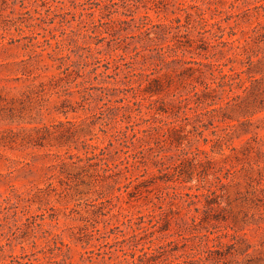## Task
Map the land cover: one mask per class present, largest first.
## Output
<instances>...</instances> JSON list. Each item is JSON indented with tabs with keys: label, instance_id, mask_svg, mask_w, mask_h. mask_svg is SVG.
Returning <instances> with one entry per match:
<instances>
[{
	"label": "rangeland",
	"instance_id": "obj_1",
	"mask_svg": "<svg viewBox=\"0 0 264 264\" xmlns=\"http://www.w3.org/2000/svg\"><path fill=\"white\" fill-rule=\"evenodd\" d=\"M83 1L0 0V264H131L159 246L180 262L210 232L225 253L212 264H264V0H97L98 30L74 20ZM91 54L111 69L94 74ZM64 55L82 77L58 78ZM105 103L172 131L144 143L163 164L144 158L131 195L76 157L108 143Z\"/></svg>",
	"mask_w": 264,
	"mask_h": 264
},
{
	"label": "trees",
	"instance_id": "obj_2",
	"mask_svg": "<svg viewBox=\"0 0 264 264\" xmlns=\"http://www.w3.org/2000/svg\"><path fill=\"white\" fill-rule=\"evenodd\" d=\"M75 8H79L80 11H78L74 15V20H76L80 26L87 28L86 30H88L90 26L95 28L96 30L99 29L98 27L103 26L104 24L102 22L103 20L102 18H104L103 16L99 18L97 21H95L94 19L85 20L86 15L92 16L98 11L101 12L103 11L102 5L101 3H99V1L84 0L83 2L77 3L75 5ZM104 9H106V6L104 7ZM199 18H200L199 22L201 23V25L203 24L204 26H213L214 23H217V22H211V20L206 16L205 10L202 7L200 8ZM108 23L111 24L115 22L114 20L109 18ZM71 33L74 32L72 31ZM102 35L103 34L100 33L99 36H95V38H99ZM104 38L105 37H101V39ZM95 44H98V42ZM89 49L92 52V48L90 47ZM91 57L93 59L92 62L84 61V60L83 62L85 63V65H87L88 63L95 64L94 68L92 69L93 70L92 72L94 74H97V76L106 74L111 69V67H109L110 65L109 62H106L105 65L101 64L106 60H101V58H99L94 54H91ZM51 58L54 59L55 61H59V64L57 65V69L60 71L58 75L59 79L61 74H67L66 75L67 77L69 75H72V73L74 72L77 75V77H82L79 71H75L72 69L74 66V62L69 61L70 57L68 55L58 57L57 59H55V57L53 56H51ZM163 61L168 68L171 65V63L174 62V61H168L166 59ZM101 68H104L103 71L98 73V70ZM156 70L158 69H154V71ZM131 75L136 76V73H132ZM54 78L55 77H53V79ZM223 79H226L225 75H223ZM150 83H152V85L155 86L156 89L154 90L156 91L159 90L161 86L160 79L158 78L153 79ZM105 89L106 90L108 89V91H110V88L108 87H105ZM112 96L114 95L110 93H104V95H102V98L107 99L108 102H111L112 98L110 97ZM89 97H93V96L89 95ZM81 100L83 102L84 101L86 102L89 100V98L86 95H82ZM176 101L179 104H182L183 102L188 101V98H183L181 96L177 98ZM116 102L121 103L122 99ZM134 104L137 106L140 105L141 102L137 100L134 102ZM104 105L107 106V103H105ZM123 108L125 112L120 113L121 109ZM149 109L150 111L152 110L150 106ZM117 111L118 113H116ZM98 112L99 114H101V117H98V119L103 120L101 131H103L105 134H109L108 143L101 146L99 144H92V143H88L87 141H84L82 145V149L85 150L84 153L85 157L81 159L80 156H76V157L79 158V161L85 160L87 162L85 168L88 167L94 169L95 171L94 176L97 178L96 180L99 183L103 182L109 187L117 186V189L119 191L125 189V192L128 195H131L133 193V189L135 188L133 187L134 185L132 184L135 181L139 180L140 177L142 176V175L134 176V174L140 171L141 166L146 162V161H142L144 158H147L155 166L158 164L161 165L163 164L162 161L164 157L159 158L157 160L159 155L153 154L154 153L153 148L146 147L144 143H150L151 139H153V141L155 142H160L162 141V139H164V142H173V139H171L172 131L169 132L168 135L165 134L164 131H162V126L164 125V123L161 120L159 121V123L161 124H151L149 119L143 120L142 123H144L145 126L141 128L137 127L138 123L137 121L133 120L134 118L132 116L133 113L130 104H125L122 106H115V105L107 106L105 109L103 106L99 108ZM158 112L159 111L157 110V113L153 112V114H159ZM138 113L140 114V111ZM165 113H167V110L165 111ZM64 114H67V112H65ZM112 119L118 120L117 121L119 124L118 127H112V123H111ZM173 132H174L173 134L174 137L172 138H178V134H176L177 133L176 130L173 129ZM175 142L178 143V141ZM132 147H133V151L131 150ZM189 153L190 152H188L186 149L181 150V155L184 157L185 161L190 159ZM73 157L74 156H71L72 159ZM211 192L212 191L208 190L207 192H203L200 196L207 197V195L210 194ZM196 197H198V195H196ZM97 231L99 235H101L102 238L105 240V242H107V244L110 245V248L113 247L112 243L120 244L124 242L118 239L116 232H111L108 230H105L104 232H100L101 230H97ZM141 233H145V230L135 233L134 236H137ZM85 236H87V234ZM112 236H115L114 239L109 241ZM220 236L221 235H217L215 232H210L209 234H201L195 236L192 235L191 237L199 238V243L197 245L191 246L186 254V258H184L180 262L171 260L169 259V257L165 256V251L163 250L162 246H159L153 249L149 247L148 251H145V249L142 248L140 250L141 254L138 255L136 258L133 257V261L131 262V264H212L214 263L213 260L216 259L215 256H220V257L225 256V253L221 251L223 249L224 244L220 241ZM79 240L82 241L83 239L81 238ZM213 241H218V243L211 245ZM148 242L151 243L152 241H148ZM138 244L139 243H136V245ZM111 252L112 251L105 252L104 254L109 255L111 254ZM136 259L139 260V263L136 262Z\"/></svg>",
	"mask_w": 264,
	"mask_h": 264
}]
</instances>
